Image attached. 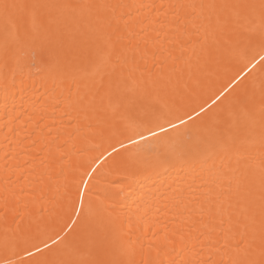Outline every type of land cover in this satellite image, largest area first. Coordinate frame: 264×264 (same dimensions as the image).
<instances>
[{"label": "snow or ice", "instance_id": "obj_1", "mask_svg": "<svg viewBox=\"0 0 264 264\" xmlns=\"http://www.w3.org/2000/svg\"><path fill=\"white\" fill-rule=\"evenodd\" d=\"M0 264H264V0H0Z\"/></svg>", "mask_w": 264, "mask_h": 264}, {"label": "bare ground", "instance_id": "obj_2", "mask_svg": "<svg viewBox=\"0 0 264 264\" xmlns=\"http://www.w3.org/2000/svg\"><path fill=\"white\" fill-rule=\"evenodd\" d=\"M2 106H3V96L0 95V108H2ZM0 123H2V122H0ZM2 140H3V133L0 132V141H2ZM0 147H3V145L0 144ZM2 156H3V152L0 151V157H2ZM0 162H2V161H0Z\"/></svg>", "mask_w": 264, "mask_h": 264}]
</instances>
